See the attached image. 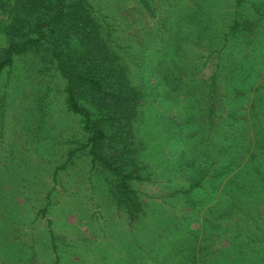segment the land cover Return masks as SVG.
I'll use <instances>...</instances> for the list:
<instances>
[{
	"label": "rangeland",
	"instance_id": "obj_1",
	"mask_svg": "<svg viewBox=\"0 0 264 264\" xmlns=\"http://www.w3.org/2000/svg\"><path fill=\"white\" fill-rule=\"evenodd\" d=\"M62 1L64 20L0 73V264H264V0ZM57 2L0 0V58L11 41L36 36ZM77 18L98 38L70 33ZM54 45L94 49L139 96L129 126L137 151L124 168L142 177L136 217L120 203L117 176L85 147ZM217 69L221 95L236 101L210 132ZM236 73L243 80L231 87ZM222 132L227 141L215 138ZM216 159L230 168L203 176L218 172Z\"/></svg>",
	"mask_w": 264,
	"mask_h": 264
},
{
	"label": "trees",
	"instance_id": "obj_2",
	"mask_svg": "<svg viewBox=\"0 0 264 264\" xmlns=\"http://www.w3.org/2000/svg\"><path fill=\"white\" fill-rule=\"evenodd\" d=\"M57 1L60 6L55 16L53 15L47 22L41 18L38 19L34 30V34H37L36 36H30L22 42H10L4 52V56L0 58V73L5 67L13 65L16 55L25 54L39 43L45 42L46 34L43 27L46 24L56 23L58 19L65 16V12L67 11L65 1ZM78 6H82V4L74 7ZM77 19L75 21L77 23L71 26L70 33L75 34L81 40L98 38L99 35L96 34L99 33L98 29L90 27L87 20ZM224 49L223 47L221 51L223 52ZM52 53L56 60L57 70L65 80L68 109L84 119V130L89 134L85 147L89 149L93 163L117 176L118 182L116 187L120 203L126 208L130 217H136L141 211V202L139 193L134 187V182L142 179V177L136 170L126 171L124 168L127 164L128 156L137 151V148L133 144L129 126L131 125V121H133L134 112L141 104L139 96L130 85L127 75L122 70L109 65L106 60L97 57L94 49L84 50L80 54H71L59 50L54 45L52 46ZM218 71L219 69L213 74L212 88L215 95L211 97L207 112V122L210 125V132L211 123H214L215 118L224 116V106L228 104L231 106L236 101V97L232 96L235 95L233 91H231L232 95H221L219 81L222 72ZM236 75L237 73L227 77L230 79L228 82H230L231 87H236L243 80ZM85 99H89L101 109H105L106 113L101 116H94L92 110L83 103ZM227 137L222 132L221 135L215 138H218L219 141H227L229 139ZM258 153H263L264 155V150H261L260 147ZM220 161L216 159L212 163L217 167L218 172L213 174L209 170H206L203 176L207 175L211 177L213 175L212 177L215 180H219L220 175L223 176L224 174L220 168L223 165H227L230 168L227 161ZM66 163L61 167H64ZM236 175L239 176H236V179L234 178L235 186L239 190H242L243 180L240 176L242 174L239 172ZM201 180L202 178L185 191L189 192L196 187H201L203 184ZM227 184L229 183L227 182L225 187ZM236 259L237 261L235 262L240 261L239 258ZM202 261H200L201 264ZM231 261L234 262L233 260Z\"/></svg>",
	"mask_w": 264,
	"mask_h": 264
}]
</instances>
